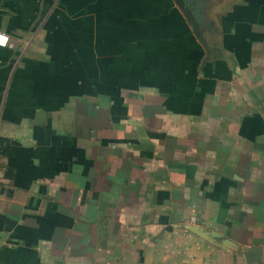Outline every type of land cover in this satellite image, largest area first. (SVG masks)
Instances as JSON below:
<instances>
[{"label": "crops", "instance_id": "1", "mask_svg": "<svg viewBox=\"0 0 264 264\" xmlns=\"http://www.w3.org/2000/svg\"><path fill=\"white\" fill-rule=\"evenodd\" d=\"M202 7L0 0V264H264V0Z\"/></svg>", "mask_w": 264, "mask_h": 264}, {"label": "flooded vegetation", "instance_id": "2", "mask_svg": "<svg viewBox=\"0 0 264 264\" xmlns=\"http://www.w3.org/2000/svg\"><path fill=\"white\" fill-rule=\"evenodd\" d=\"M186 1V3H187V5H188V7L191 9V11H192V13H193V19L192 20H189L192 24H193V26L195 27V30H196V32L198 33V35H200L201 36V28H200V26H199V21H197V20H199V17L198 16H196L195 14H199V16L200 17H202V15H203V12H202V6L205 4V3H207V1L208 0H206V1H204L205 3H201V2H196V0H185ZM198 3H200V7H201V9H200V11H197L196 10V7H194V6H192V4H194V5H197ZM196 12V13H195ZM204 16V15H203Z\"/></svg>", "mask_w": 264, "mask_h": 264}, {"label": "water", "instance_id": "3", "mask_svg": "<svg viewBox=\"0 0 264 264\" xmlns=\"http://www.w3.org/2000/svg\"><path fill=\"white\" fill-rule=\"evenodd\" d=\"M174 2L188 20L193 19L194 15L185 0H174Z\"/></svg>", "mask_w": 264, "mask_h": 264}, {"label": "built area", "instance_id": "4", "mask_svg": "<svg viewBox=\"0 0 264 264\" xmlns=\"http://www.w3.org/2000/svg\"><path fill=\"white\" fill-rule=\"evenodd\" d=\"M0 48H10V49L14 48V45L12 44L10 37L3 32H0Z\"/></svg>", "mask_w": 264, "mask_h": 264}]
</instances>
